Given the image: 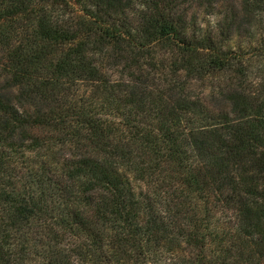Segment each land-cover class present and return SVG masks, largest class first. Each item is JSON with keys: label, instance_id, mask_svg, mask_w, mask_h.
Wrapping results in <instances>:
<instances>
[{"label": "trees", "instance_id": "1", "mask_svg": "<svg viewBox=\"0 0 264 264\" xmlns=\"http://www.w3.org/2000/svg\"><path fill=\"white\" fill-rule=\"evenodd\" d=\"M0 264H264V0H0Z\"/></svg>", "mask_w": 264, "mask_h": 264}, {"label": "rangeland", "instance_id": "2", "mask_svg": "<svg viewBox=\"0 0 264 264\" xmlns=\"http://www.w3.org/2000/svg\"><path fill=\"white\" fill-rule=\"evenodd\" d=\"M198 21L204 27L212 26V21H215L211 16H208L206 12L202 9L200 12H197ZM244 53H247L244 51ZM223 84V83H222ZM220 84V85H222ZM219 81H215L213 84L209 81L198 82L192 91L196 96L204 98L206 103L211 107H220L223 105L224 98L219 94L220 88Z\"/></svg>", "mask_w": 264, "mask_h": 264}]
</instances>
